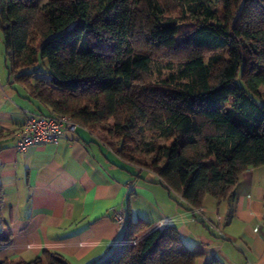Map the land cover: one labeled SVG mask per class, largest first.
<instances>
[{
  "label": "trees",
  "instance_id": "1",
  "mask_svg": "<svg viewBox=\"0 0 264 264\" xmlns=\"http://www.w3.org/2000/svg\"><path fill=\"white\" fill-rule=\"evenodd\" d=\"M187 16L196 25L174 40ZM0 29L9 83L39 105L35 113L46 107L44 115H66L90 133L112 119L150 154L149 163L124 142L101 141L124 163L154 174L175 202L197 211L206 195L227 201L244 170L264 166V0H0ZM232 51L238 64L229 76ZM245 51L249 73L238 81ZM230 81L238 92L223 107ZM2 202L0 185V213ZM149 226L124 219L118 243L93 264H195L201 257L171 224L132 245ZM0 264L68 263L43 251Z\"/></svg>",
  "mask_w": 264,
  "mask_h": 264
},
{
  "label": "crops",
  "instance_id": "2",
  "mask_svg": "<svg viewBox=\"0 0 264 264\" xmlns=\"http://www.w3.org/2000/svg\"><path fill=\"white\" fill-rule=\"evenodd\" d=\"M5 87L0 84V236L8 240L0 243V261H31L48 251L68 264H93L121 238L124 224L113 215L122 210L125 220L150 223L144 235L173 225L187 247L202 253L195 264L212 258L264 264V166L244 170L229 200L206 195L194 211L170 198L154 174L139 184L142 172L85 128L64 132L57 144L17 150L23 111L39 112V105L27 92L17 102L12 86Z\"/></svg>",
  "mask_w": 264,
  "mask_h": 264
},
{
  "label": "rangeland",
  "instance_id": "3",
  "mask_svg": "<svg viewBox=\"0 0 264 264\" xmlns=\"http://www.w3.org/2000/svg\"><path fill=\"white\" fill-rule=\"evenodd\" d=\"M46 1L47 0H37L39 5L46 3ZM216 9H217L218 17L224 20L227 14V11L225 10V4L221 3L217 5ZM195 25H196V22L193 18L188 17V16L185 17L184 20L174 29V33H173L174 36L172 38L174 40H177L182 34L192 29ZM245 57L246 59L244 61V64L242 65V71L240 75L237 76L236 78L238 81L244 80L249 73L248 59L251 58V55L249 54V52L245 51ZM225 58L230 59L232 62V65L228 68V74L229 76H232L236 68V65L238 64L237 63V51H232L230 54H226ZM10 67H11V64L8 58L6 57V54L4 51L3 42H2V32L0 29V84H3L6 86L5 91H8L12 86L10 91H12V93H15L14 95H16V97L18 96L16 99H18L17 102H19V99L22 96H24L26 91L15 83L13 84L9 83L12 81L8 75V72H9L8 69ZM167 73H168V70L163 69V68L161 69V77L166 76ZM157 74H158L157 71L154 70L152 77H151L152 80L157 78ZM226 89L227 91L225 92V95L227 97V101L221 104L223 107L228 106L233 100L235 94L238 92V88L234 85L232 81L228 83ZM258 90H259V93L261 94L260 95L261 99L264 100V85L260 86ZM20 101H23V100H20ZM28 106L27 107L30 109V111L37 110L36 107H34L32 104ZM118 132L120 133L118 134ZM93 134L100 140H104L105 142H110L111 144L113 143L112 145H115V146L116 145L119 146V144H122L124 142L126 145H129L132 148L134 153L138 155L140 159L145 160L147 164L149 163L150 154L148 152H140L141 147H140V144H138V141L135 140L133 137H130L129 134L122 133L121 130L115 126V123L112 119H105L102 123L97 125L95 127V131ZM162 143L163 141L159 140V144H162ZM160 162H161L160 157H157L155 161V165L156 166L159 165ZM137 171L138 169L135 167L134 172L136 173ZM140 172H142V177L138 179L139 184L146 183L147 179H150L151 176H153L152 173L146 170H141ZM210 232L212 231L210 230ZM143 233L144 231L136 235V237L132 241V245L137 244L139 240L146 235V234L144 235Z\"/></svg>",
  "mask_w": 264,
  "mask_h": 264
},
{
  "label": "built area",
  "instance_id": "4",
  "mask_svg": "<svg viewBox=\"0 0 264 264\" xmlns=\"http://www.w3.org/2000/svg\"><path fill=\"white\" fill-rule=\"evenodd\" d=\"M24 120L16 133L15 148L24 150L29 146L57 144L64 132H74L76 123L66 115H44L23 111ZM114 220L124 224L122 210L114 212Z\"/></svg>",
  "mask_w": 264,
  "mask_h": 264
}]
</instances>
